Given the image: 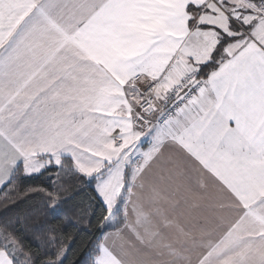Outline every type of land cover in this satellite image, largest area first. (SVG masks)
Wrapping results in <instances>:
<instances>
[{
    "label": "snow or ice",
    "instance_id": "obj_1",
    "mask_svg": "<svg viewBox=\"0 0 264 264\" xmlns=\"http://www.w3.org/2000/svg\"><path fill=\"white\" fill-rule=\"evenodd\" d=\"M76 185V264H264V0H0V264H65Z\"/></svg>",
    "mask_w": 264,
    "mask_h": 264
},
{
    "label": "trees",
    "instance_id": "obj_2",
    "mask_svg": "<svg viewBox=\"0 0 264 264\" xmlns=\"http://www.w3.org/2000/svg\"><path fill=\"white\" fill-rule=\"evenodd\" d=\"M31 184H46V178H40L29 182ZM70 196L74 198L69 200V202L64 205V212L62 213V219L56 221L57 225L61 228L62 236L67 239L68 246L71 251L68 253V259L65 264H76V262L83 256L85 251L84 242L86 234L81 232V227L88 223V219L95 214L97 217L102 214V207H97L93 201L95 193L87 185H76L70 192ZM43 203V196L32 194L30 197H23L22 202L19 206L13 208L10 212L5 213L3 207H0V218L14 215H21L25 213H32L37 216L38 219L43 217L38 215L37 210H39ZM79 237L75 241V246L73 247V239ZM88 240L91 237H87Z\"/></svg>",
    "mask_w": 264,
    "mask_h": 264
},
{
    "label": "crops",
    "instance_id": "obj_3",
    "mask_svg": "<svg viewBox=\"0 0 264 264\" xmlns=\"http://www.w3.org/2000/svg\"><path fill=\"white\" fill-rule=\"evenodd\" d=\"M193 259H195V254H193Z\"/></svg>",
    "mask_w": 264,
    "mask_h": 264
}]
</instances>
